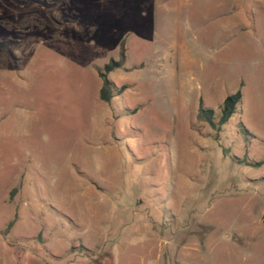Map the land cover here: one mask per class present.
Listing matches in <instances>:
<instances>
[{
    "label": "rangeland",
    "instance_id": "rangeland-1",
    "mask_svg": "<svg viewBox=\"0 0 264 264\" xmlns=\"http://www.w3.org/2000/svg\"><path fill=\"white\" fill-rule=\"evenodd\" d=\"M0 264H264V0H0Z\"/></svg>",
    "mask_w": 264,
    "mask_h": 264
},
{
    "label": "trees",
    "instance_id": "trees-1",
    "mask_svg": "<svg viewBox=\"0 0 264 264\" xmlns=\"http://www.w3.org/2000/svg\"><path fill=\"white\" fill-rule=\"evenodd\" d=\"M121 56L123 59V55ZM117 66L118 65L111 61L106 64L102 70L97 69V75L102 82V87L99 91V99L103 102H109L114 95H118L121 92H114L112 90V83L107 78V74ZM241 100L242 94L240 90L227 95L222 104L219 106L218 119H216L215 111L211 108L204 107L202 101L200 100L197 117L200 121L207 123L212 129L219 130V127L227 123V121L237 112V109L241 104Z\"/></svg>",
    "mask_w": 264,
    "mask_h": 264
}]
</instances>
